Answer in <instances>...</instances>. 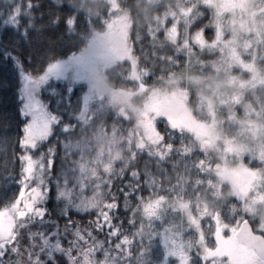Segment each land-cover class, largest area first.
<instances>
[{
  "label": "snow or ice",
  "instance_id": "1",
  "mask_svg": "<svg viewBox=\"0 0 264 264\" xmlns=\"http://www.w3.org/2000/svg\"><path fill=\"white\" fill-rule=\"evenodd\" d=\"M70 16L59 0L0 8V89L16 130L13 165L0 175V264H124L145 241L160 246L162 264H224V237L240 221L169 216L164 194L148 191L138 170L93 186L68 180L57 155L78 85L72 60L49 53L51 37L63 44L75 26ZM255 231L264 236V224ZM248 246L264 252V241Z\"/></svg>",
  "mask_w": 264,
  "mask_h": 264
},
{
  "label": "rangeland",
  "instance_id": "2",
  "mask_svg": "<svg viewBox=\"0 0 264 264\" xmlns=\"http://www.w3.org/2000/svg\"><path fill=\"white\" fill-rule=\"evenodd\" d=\"M100 1L108 3L112 13L105 30L94 31L82 51L59 60H72L75 84L86 85L85 93L81 97L82 116H92L91 143L76 144L70 151V160L75 165L72 174L67 177L76 185L81 181H92L100 172H106L120 155L118 134L114 132L107 135L102 127L108 107L116 99L103 92L100 69L127 61L133 65L134 78L140 80L129 42L131 20L128 13L117 0ZM151 1L162 2L166 8L161 18L154 20L152 35L158 37L162 33L164 43L172 45L177 54L186 57L184 76H172L170 82L176 85L183 79L187 80L203 104L207 119L199 122L193 118L185 105L184 98L187 97V92L183 88L165 93L140 84L138 92L134 93L136 95H132L139 103L135 105L129 99L127 102L147 130H153L158 118L163 116L175 125H184L194 131L205 146L210 160L206 163L205 169L208 170L209 166L213 167L217 163L222 165L221 171H214L211 175L216 181L230 185L231 194L244 204L250 219L257 221L255 230L259 224H264V167L259 168L261 170H252L244 164L241 156L245 153L244 146L255 144V147L261 146L255 156L264 163V145L260 143L263 139V126L259 124L260 127L256 128L247 126L250 118L255 119L260 115L254 114L249 106L245 105L243 96L249 92L255 93L264 85V68L259 66V61H264V0ZM203 7L211 11L209 27L214 30V38L207 41L203 36V30H200L193 34L190 40L188 29L199 17L200 9ZM156 39L154 41L160 44ZM204 53L213 59L205 62L202 58ZM191 68L196 74H191L193 73ZM101 92L104 95L102 99L99 94ZM128 93L131 92H127V96ZM237 106H241L249 118L242 123L241 118L231 111L226 118L228 122L237 125V132L236 138L230 139L220 128L222 119L219 120L217 109L228 111L231 107ZM231 126L230 123L228 129ZM164 207L169 216H172V212L179 213V216L191 212L214 217L208 209L177 198L165 200ZM230 225L235 227L236 224ZM238 229L224 237L225 246L222 251L227 255L226 264L229 262L264 264L252 249L237 242L235 233ZM161 251L157 245L151 248L152 253L143 252L141 255L150 259L157 256L160 259L158 264H162Z\"/></svg>",
  "mask_w": 264,
  "mask_h": 264
},
{
  "label": "trees",
  "instance_id": "3",
  "mask_svg": "<svg viewBox=\"0 0 264 264\" xmlns=\"http://www.w3.org/2000/svg\"><path fill=\"white\" fill-rule=\"evenodd\" d=\"M117 1L131 20L129 42L140 80L134 78L133 65L127 61L117 62L110 68L100 69L103 92H107L116 99L108 107L102 127L107 135L114 132L118 134L120 155L106 172H100L95 179L86 183L93 186L105 180L116 181L120 176L126 179L128 172L138 170L142 182L149 185L148 191L162 193L166 200L177 198L186 200L192 205L197 204L211 211L214 217L219 216L229 225L247 220L254 229L257 221L250 219L244 204L231 194L230 185L216 181L211 175L214 172L211 166L208 170L205 169L206 163L210 160H208L205 146L194 131L184 125H175L163 116L158 118L153 130H147L140 123L139 116L131 109L127 100H131L135 105L139 103L138 99L132 95H136L134 93L138 92L140 84L165 93H172L174 90L183 88L187 92L184 102L193 118L199 122L207 119L203 104L190 83L184 79L176 85L170 82L172 76H184L187 66L185 55L177 54L172 45L164 43L162 33L158 37L152 35L154 20L161 18L166 9L164 3L151 0ZM15 2L16 0H0V8L6 5L10 7ZM59 2L70 7V19L74 18L77 21L75 26H69L68 34L61 37L63 44L57 41V37H51L52 48L49 55L57 60H63L82 51L94 31H104L107 22L112 18V13L110 5L100 0H59ZM200 13L188 29L189 39L191 40V36L196 32L203 30L204 38L212 41L215 34L209 27L211 11L203 7ZM154 39L160 44H157ZM195 50L200 55L196 48ZM202 58L205 62L213 59L205 53ZM259 66L264 68V61H259ZM192 72L191 74H196L194 69ZM240 75L246 77L244 74ZM85 90V84H78L77 96L69 109L70 121L69 117L65 116V120L69 121L68 131L60 137L64 147L58 151L57 160L67 172L68 177L72 174L75 165L70 160L71 148L79 143L89 144L93 139L90 124L92 116H82L81 97ZM103 92L99 93L101 99L104 97ZM127 92H131L128 93L129 96ZM5 95L4 90L0 89V175L13 165V146L16 136L15 125L7 114L10 111V105L4 103L2 99ZM243 102L254 114L260 115L255 119L250 118L247 126L249 128L263 126V139L260 143L264 145V85L255 93L245 94ZM217 110L219 120L222 119L220 128L224 135L230 139L236 138L237 125L234 122H228L226 117L233 111L234 115L241 118L244 123L249 118L248 114H244L241 106L231 107L228 111ZM230 123L232 126L228 129ZM260 147H255V144L249 147L244 146L245 153L241 156V160L252 170L264 167V163L255 156ZM234 158L233 162L236 160ZM172 216H179V213L172 212ZM155 251L154 249V254H156ZM143 252L152 253L146 241L143 245L132 247L124 264L159 263L160 259L157 256L150 259L141 255Z\"/></svg>",
  "mask_w": 264,
  "mask_h": 264
},
{
  "label": "water",
  "instance_id": "4",
  "mask_svg": "<svg viewBox=\"0 0 264 264\" xmlns=\"http://www.w3.org/2000/svg\"><path fill=\"white\" fill-rule=\"evenodd\" d=\"M213 171L219 172L222 169V165L217 163L212 167ZM235 239L240 244L249 247V240L253 241H264V236H261L259 233L255 232L251 223L248 221L247 224L243 222L240 225V228L235 233ZM254 251V250H253ZM261 261H264V252L254 251Z\"/></svg>",
  "mask_w": 264,
  "mask_h": 264
}]
</instances>
